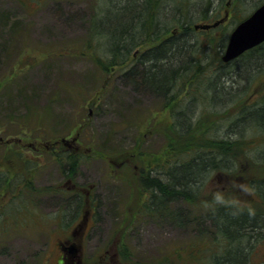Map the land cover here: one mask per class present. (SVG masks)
Here are the masks:
<instances>
[{
	"label": "rangeland",
	"instance_id": "374dc122",
	"mask_svg": "<svg viewBox=\"0 0 264 264\" xmlns=\"http://www.w3.org/2000/svg\"><path fill=\"white\" fill-rule=\"evenodd\" d=\"M102 1L0 0V178L9 180L7 187L0 183V264H58L62 255L68 261V242L79 247L73 264H214L209 252L221 244L211 241L215 226L204 202L229 198L262 205L248 182L264 175V160L257 155L264 151V131L250 122L227 124L244 109V91L252 93L251 102L264 95V69L248 66V72L247 67L240 70L238 59L222 62L232 28L253 6L219 0L220 16L229 9L231 17L215 28L195 29L200 43L209 46L200 65L205 83L193 91L180 85L179 105L192 110L191 130L182 134L174 129L179 127L175 103L166 104L163 94L129 78L132 64L111 71L98 64L90 33ZM198 1L205 0H191ZM209 15L207 20H213ZM107 18L104 14L98 23ZM147 48L141 46L138 53ZM220 71V81L235 75L234 82L225 81L234 90L231 96L208 91L207 79ZM180 133L195 140L209 136L245 143L239 155L240 147L224 157L229 168L207 171L195 200L168 203L172 211L188 213L189 220L177 215L176 222L148 211L139 216L146 209L140 204L150 203L140 178L148 170L158 174L181 163L185 155L173 148ZM73 149L81 161L70 175L59 156ZM212 156L223 158L218 152ZM73 205L76 213L69 212ZM90 208L92 223L85 236L74 235L83 229V213ZM126 217L133 220L124 236L129 252L121 253L125 229L118 228L121 234L117 227ZM250 259L264 260V238L255 243Z\"/></svg>",
	"mask_w": 264,
	"mask_h": 264
},
{
	"label": "trees",
	"instance_id": "16d2710c",
	"mask_svg": "<svg viewBox=\"0 0 264 264\" xmlns=\"http://www.w3.org/2000/svg\"><path fill=\"white\" fill-rule=\"evenodd\" d=\"M103 1L107 5H102L100 13L98 12L93 18V27L90 33V47L93 46L94 42L96 45L94 54L98 64L104 71H111L118 66L124 67L128 63L129 65L132 64L130 67L128 65L129 68L126 72L129 78L132 77L135 82L145 89L163 94L167 97L166 104L174 102L173 116L176 118V122L179 121L177 123L179 127L173 126L174 129H178L182 134L190 132L192 126L190 108L179 112L180 105L177 96L181 91L180 85H182V90L191 89L193 91L195 86L190 84L189 76L194 70H196V73H201L200 65L205 61L204 57H206V53L208 55L207 50L209 47L208 44L205 46V44L200 43L197 30H195L192 22L207 20L210 17V12L218 17L221 6L215 3L219 0H205L202 3L201 1L191 2V0ZM241 1H249L253 9L264 2V0ZM23 3H25V0H23ZM104 14H107L108 18L104 24H99L98 21ZM175 27H178V31H172ZM191 33L196 34L191 38ZM146 44L149 48L141 53L134 54L141 46ZM221 46H224V44ZM221 46L218 47L220 51ZM191 57L194 59V64L185 72ZM238 60L237 66L241 67L240 70L247 67L246 69L249 72L248 66L256 67L259 70L263 69L264 43L246 51ZM233 76L235 75L230 73L227 78L221 81L218 77L213 84L214 90L220 95L231 96L234 90L228 89L225 81L234 82L235 80H232L234 79ZM169 93L171 94L169 95ZM262 97L264 95L260 98ZM256 106L244 108L236 120L229 121L228 128L236 127L240 122L246 124L250 122L249 124L255 128L264 131V100ZM182 134L180 133L179 137L174 139L177 144L173 145V148L179 150L180 155L189 156V159L185 160V156H182L181 163L173 166L176 167L175 169L157 172L158 174L148 170L140 178L144 188L143 193L145 191L149 192L147 195L150 202L149 206L148 202L140 204L146 206V209L144 208L140 212L143 213L142 216L145 215L146 211L158 212L161 216L169 219L173 217L176 222H179L177 215H181L180 210L172 211L168 203L181 197L195 200L198 196L196 189L207 171L221 172V170L224 171L225 168H229L224 166L226 164L224 157L227 155L233 156V151L240 147L238 149L239 155L241 150L243 151L242 145L245 143L242 139H214L209 136H203L195 140ZM261 134H264V132ZM170 145H172L171 142ZM193 152L197 155L191 159ZM215 152L221 153L223 158L218 160L216 156H212ZM258 154V157L264 160V151ZM59 158L62 162L63 171L70 175L75 173L78 163L81 161L80 154L75 150L64 151L63 154L60 153ZM2 181L5 182L7 187L9 180L0 178V183ZM248 183L251 189L256 191L261 198L262 205L257 208L253 207L254 204L252 203L233 202L229 198L220 202H210V200L204 202V205L208 208V217L215 226L211 241H219L221 244L218 251L209 252L211 263L264 264V260L253 263L250 259L255 243L264 238V175L253 177ZM76 202L75 205H77ZM75 207L74 205L70 207L69 212L74 211L76 213L78 209L75 210ZM136 211L137 208L134 214ZM189 218L187 217L186 220H189ZM126 219V226L123 223L119 225V227H123V230L125 229L119 244L121 253L129 252V240L125 239L124 236L129 232L133 220L128 219V217Z\"/></svg>",
	"mask_w": 264,
	"mask_h": 264
},
{
	"label": "water",
	"instance_id": "95a60500",
	"mask_svg": "<svg viewBox=\"0 0 264 264\" xmlns=\"http://www.w3.org/2000/svg\"><path fill=\"white\" fill-rule=\"evenodd\" d=\"M224 19L215 23H197L196 28L207 29L218 25ZM264 41V3L258 6L248 17L239 22L231 31L229 40L222 55L227 62L239 57L245 51ZM73 248V247H72Z\"/></svg>",
	"mask_w": 264,
	"mask_h": 264
},
{
	"label": "bare ground",
	"instance_id": "6f19581e",
	"mask_svg": "<svg viewBox=\"0 0 264 264\" xmlns=\"http://www.w3.org/2000/svg\"><path fill=\"white\" fill-rule=\"evenodd\" d=\"M264 3V2H263ZM261 5V4H260ZM259 5V6H260ZM101 6H102V4H101ZM193 23V26L195 27V25L197 24L196 22H192ZM199 29H201V28H199ZM203 29V28H202ZM203 30H207V29H203ZM172 31H178V27H175ZM228 42V41H227ZM262 43H264V41L262 42ZM262 43H260V44H258L257 46H259V45H261ZM147 45V44H146ZM257 46H255V47H257ZM255 47H253V48H255ZM253 48H251V49H253ZM251 49H249V50H251ZM248 50V51H249ZM243 55V54H242ZM241 56V55H240ZM239 56V57H240ZM239 57H237V58H234V59H232V60H230V61H227V62H225V63H231V62H233V61H235V60H237ZM224 62V61H223ZM194 64V59L191 57L190 58V60H189V64H188V66H186V68H185V72L186 71H188L191 67H192V65ZM194 68V67H193ZM193 68H192V71H193ZM264 69V68H263ZM196 70H194L193 71V73H191L190 74V76H189V81H190V84L191 85H194L196 88L198 87V85H201V86H203V83H205V79L204 78H202L201 76H200V72H198V73H196ZM224 72L223 71H220V73L216 76V77H214L213 79H211V80H209V79H207V85H208V87H209V92L211 93V91H213L214 90V88H213V84L215 83V81H216V79L220 76V75H222ZM188 75H189V73H188ZM212 86V87H211ZM211 89V90H210ZM192 91V90H191ZM207 91V92H208ZM215 91V90H214ZM216 92V91H215ZM248 95V92L247 91H244V93H243V95H242V98H244V97H246V100H247V103H245V106H244V108L245 109H247V108H250V107H252V106H254V107H257L256 105L258 104V103H260L261 101H263L264 100V97H262V98H260V99H254L252 102L250 101V98L252 97L251 95H252V93H251V95H249V96H247ZM233 97H235V96H233ZM250 97V98H249ZM230 98H232V97H230ZM233 100V99H232ZM184 105L185 104H180V108H181V110H183L184 108ZM188 108H190L189 106H188ZM190 114H192V110H190ZM253 120V119H252ZM257 155H259V154H257ZM181 215H187L186 213H184V212H181ZM187 218V217H186Z\"/></svg>",
	"mask_w": 264,
	"mask_h": 264
},
{
	"label": "flooded vegetation",
	"instance_id": "af4514ba",
	"mask_svg": "<svg viewBox=\"0 0 264 264\" xmlns=\"http://www.w3.org/2000/svg\"><path fill=\"white\" fill-rule=\"evenodd\" d=\"M76 141V138L75 140H72V142H75ZM67 144H70L69 142H66ZM56 145V143H55ZM147 198H149V196H147ZM92 214H93V210L90 209H87L85 210V212L83 213V223L80 224L79 228H83L80 232H77L74 231V235H77L80 234L79 236L80 237H83L85 236V233H86V228H88L90 226V224L92 223ZM71 243H74V242H68V244L70 245ZM68 244H65V250L68 249V251L70 252L71 254V259H69L68 261L65 259L64 255L61 256V260L59 261L58 264H73V257H75L77 255V252L79 250V248H75L76 251H73L70 247L68 248ZM75 245V244H73ZM63 248V246L61 247Z\"/></svg>",
	"mask_w": 264,
	"mask_h": 264
}]
</instances>
